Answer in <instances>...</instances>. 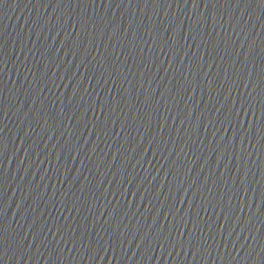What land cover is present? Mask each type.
<instances>
[{"label":"water","instance_id":"water-1","mask_svg":"<svg viewBox=\"0 0 264 264\" xmlns=\"http://www.w3.org/2000/svg\"><path fill=\"white\" fill-rule=\"evenodd\" d=\"M0 264H264V5L0 0Z\"/></svg>","mask_w":264,"mask_h":264},{"label":"snow or ice","instance_id":"snow-or-ice-1","mask_svg":"<svg viewBox=\"0 0 264 264\" xmlns=\"http://www.w3.org/2000/svg\"><path fill=\"white\" fill-rule=\"evenodd\" d=\"M185 2H187V0H185ZM194 2H196V3L198 4V0H194ZM259 3H260L261 5H264V0H259Z\"/></svg>","mask_w":264,"mask_h":264}]
</instances>
